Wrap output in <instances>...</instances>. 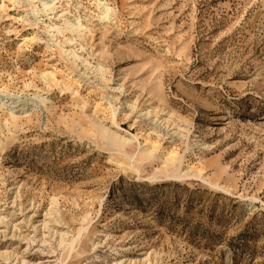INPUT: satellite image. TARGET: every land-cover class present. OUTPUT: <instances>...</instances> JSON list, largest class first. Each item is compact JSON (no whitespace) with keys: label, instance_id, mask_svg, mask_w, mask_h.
Instances as JSON below:
<instances>
[{"label":"rangeland","instance_id":"374dc122","mask_svg":"<svg viewBox=\"0 0 264 264\" xmlns=\"http://www.w3.org/2000/svg\"><path fill=\"white\" fill-rule=\"evenodd\" d=\"M42 7L0 0V264H264V0Z\"/></svg>","mask_w":264,"mask_h":264},{"label":"bare ground","instance_id":"6f19581e","mask_svg":"<svg viewBox=\"0 0 264 264\" xmlns=\"http://www.w3.org/2000/svg\"><path fill=\"white\" fill-rule=\"evenodd\" d=\"M31 1V0H30ZM33 1V0H32ZM55 1L56 0H42V5H43V10L44 11H46V12H49V11H52V10H54L56 7H55ZM101 5H102V7H103V16H102V18H105V19H109V18H111V16L113 15V13H114V9L111 7V6H109L108 4H103L101 1H98ZM39 10V8L38 7H35L34 9H33V12H36L37 13V11ZM40 10H42V9H40ZM31 12H32V10H31ZM39 12V11H38ZM45 12V13H46ZM47 14V13H46ZM47 25V24H46ZM47 28H49L50 30H49V32H52V31H57V32H63V30H65V29H69L70 31H75L74 33L76 34H78V36H80V37H82L83 36V33H84V30H85V28H84V26L82 25V23H80L79 21H77L76 20V22H75V20L73 21V20H71V19H68V20H65V22L63 23V25H61L60 23L59 24H56V23H54V24H48L47 25ZM69 31V32H70ZM76 34V35H77ZM53 35H54V33H53ZM64 52H66V50L64 51ZM132 52V51H131ZM73 54V55H72ZM71 55L75 58H81L82 59V61L86 64V66H89V62H88V60L87 59H84V57H81V55L79 54V53H77V52H75V51H71ZM75 64V63H74ZM86 70V69H85ZM85 70H84V73H85ZM95 71L97 72V73H99L101 70H99L98 68H96L95 69ZM82 73V72H81ZM53 75V74H52ZM116 124V123H115ZM118 127V126H117ZM124 136V135H123ZM124 138V137H123ZM126 139V138H125ZM117 141H118V143H119V145H123V142H121L119 139H117ZM120 141V142H119ZM166 156V155H165ZM174 159H178V156H177V158H175V157H170L169 158V160H171V161H173ZM179 160H180V162H181V160H182V158H179ZM133 164V163H132ZM181 170L182 169H180L179 167L177 168H175V169H173V171L172 172H170V173H168L167 174V177H175V178H181V177H183V174H181ZM153 178H158L157 176H154ZM217 184V183H216ZM218 185V184H217ZM219 186V185H218Z\"/></svg>","mask_w":264,"mask_h":264}]
</instances>
